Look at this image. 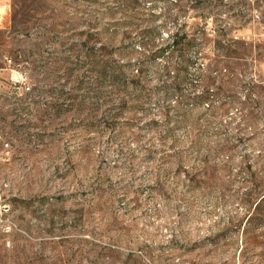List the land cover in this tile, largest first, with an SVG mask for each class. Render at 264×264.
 I'll use <instances>...</instances> for the list:
<instances>
[{"label": "rangeland", "instance_id": "1", "mask_svg": "<svg viewBox=\"0 0 264 264\" xmlns=\"http://www.w3.org/2000/svg\"><path fill=\"white\" fill-rule=\"evenodd\" d=\"M175 1L0 3V264H264V0ZM177 31L182 92L228 52L233 98L166 95Z\"/></svg>", "mask_w": 264, "mask_h": 264}, {"label": "trees", "instance_id": "2", "mask_svg": "<svg viewBox=\"0 0 264 264\" xmlns=\"http://www.w3.org/2000/svg\"><path fill=\"white\" fill-rule=\"evenodd\" d=\"M181 0H176L172 4L177 8L180 13H184L185 9L180 3ZM145 41V40H144ZM192 39L190 36L181 31H177L173 37L172 42L168 46L167 50H155L153 53L157 55L160 53H166L167 57V77L170 83L165 85L166 95L170 96L173 93H177L180 100L178 103H184L186 100H192L195 104L200 103L206 99L214 100V97H225L231 95L233 98L234 95L230 93L232 90V85H235V73L232 68L233 57L228 54V52L217 53L215 57L210 58V61L207 64V72L199 75L198 84L203 86V91L199 93H190L185 94L182 92L180 85L183 81L182 73L184 72V63L186 61V49L190 45ZM226 45H223V48L230 50V47L233 44L241 43L240 41L228 39ZM164 53V54H165ZM106 72L102 74L103 77L107 78L109 85L113 88H119L118 96H123L126 98L125 91L126 89L132 87V81L126 78V72L124 67L115 64L114 62H108L105 68ZM138 71H142L141 68ZM140 82H137L139 85ZM231 85V86H226ZM197 87V86H196ZM227 87V88H226ZM240 87L243 91H246L245 96L247 99L242 102V108L245 109L250 103L251 94L253 90L245 83H241ZM228 91V92H227ZM227 93V94H226ZM224 97V98H225ZM223 105H226L224 103ZM222 110H226L223 109ZM162 114L166 117H170L169 108L165 107L162 110Z\"/></svg>", "mask_w": 264, "mask_h": 264}, {"label": "crops", "instance_id": "3", "mask_svg": "<svg viewBox=\"0 0 264 264\" xmlns=\"http://www.w3.org/2000/svg\"><path fill=\"white\" fill-rule=\"evenodd\" d=\"M1 2H3V0H0V3ZM0 6H2V5H0ZM2 7H0V23L2 22V20L5 18L6 14H7L6 5H3Z\"/></svg>", "mask_w": 264, "mask_h": 264}]
</instances>
